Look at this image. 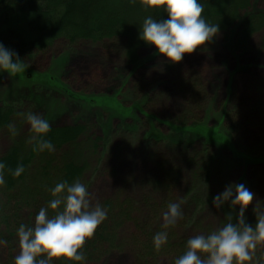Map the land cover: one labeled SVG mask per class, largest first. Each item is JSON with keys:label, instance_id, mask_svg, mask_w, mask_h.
Here are the masks:
<instances>
[{"label": "rangeland", "instance_id": "rangeland-1", "mask_svg": "<svg viewBox=\"0 0 264 264\" xmlns=\"http://www.w3.org/2000/svg\"><path fill=\"white\" fill-rule=\"evenodd\" d=\"M258 13H264V0H251L240 12L243 18ZM144 14L147 17L150 11ZM31 19L17 15L9 26L31 41ZM238 28L235 22L219 31L175 64L164 62L151 46L138 49L132 61L124 49L114 50L109 40L74 44L60 40L21 58L30 73L51 76L74 99L0 70V105L13 109L11 123L17 129L15 136L8 128L1 129L0 157L13 145L32 144L29 126L18 112H36L51 127L82 125L85 135L72 148L75 161L86 164L79 181L87 186L90 205L127 201L131 206L128 217L112 213L118 225L112 229L113 238L99 244L97 255L81 264H173L170 254L145 251L140 233L161 228L168 239L180 241L215 230L228 203L215 208L212 199L232 182L245 183L255 194L245 215L253 212L256 200L264 201V163L252 162L264 159V26L250 30L241 41ZM99 98L114 99L126 113L93 101ZM195 124L224 135L237 149L236 157L223 147L219 160L218 147L171 128ZM160 167L175 172L176 182L167 190L155 185L161 179ZM170 202L181 204L182 216L164 228L162 217ZM17 252V241L0 247V264H13ZM262 253L264 245H258L254 257Z\"/></svg>", "mask_w": 264, "mask_h": 264}, {"label": "trees", "instance_id": "trees-1", "mask_svg": "<svg viewBox=\"0 0 264 264\" xmlns=\"http://www.w3.org/2000/svg\"><path fill=\"white\" fill-rule=\"evenodd\" d=\"M250 1L200 0L204 5L202 15H205L204 18L210 23H218L219 31L228 30L235 22H238L239 41L247 38L250 30L264 26V13L248 15L245 18L241 16L240 12H245L248 9ZM148 11L156 19L167 18L165 13L149 6L146 0H0V43L14 50L21 59L31 52L50 49L60 40L69 44L78 41L101 43L109 40L114 43L112 44L114 50H116L115 48L124 49L127 57L133 61L138 49L150 47L138 38V27L140 24L142 25L143 19L146 18L144 13ZM17 15L32 17L28 24L29 32L34 34L31 41H26L9 26L11 19ZM11 75L33 86L59 89V92L66 97L74 99V95L61 83L57 84V81L51 76L32 74L27 68L24 73ZM23 75H26L25 78ZM93 101L98 104L105 102L109 106H113L121 115L127 111L114 99H105L104 101V98H99ZM12 110L0 105V131L7 128L11 122ZM171 128L179 135L190 136L204 141L206 145L218 147L220 149L217 156L219 160L223 156V151L221 152L223 147L227 148L234 156L237 154L234 145L216 129L196 124L190 127H182L183 129H177L174 126ZM85 130L86 128L82 125L51 127L46 138L52 141L54 150L60 151L57 153L53 152L54 150L43 152L34 150L32 144L27 146L28 148H24L22 143V145H13L5 155L0 157V161L5 165L2 170L5 183L0 185V238L7 240V244L0 246L1 248L9 247L17 241L16 229L21 223L32 224L40 207L45 206L48 200L52 198L50 189L57 182L72 183L81 178L86 169V164L75 161L76 155L72 147L77 145V142L74 141L78 140ZM91 147L92 149L95 147L93 143ZM243 159L249 160L247 156H244ZM252 162L264 163V159L260 158ZM189 163L198 168V162L194 159H190ZM18 164L24 166V172L21 176L15 177L12 175V170ZM160 168L161 179H158L155 185L162 190H167V188H171L172 181L176 182L175 172ZM208 175L206 172V179H208ZM209 199L211 200V198ZM192 201L198 202L195 199ZM101 206L106 208L107 217L96 228L94 234L89 237L90 240L84 242L81 249L85 255L83 262L89 261L97 255L99 244L107 242L110 237L113 238L112 231L118 225L115 224V219L111 217L112 213L117 211L122 217H128V212L131 210L127 201H112L103 203ZM229 211L235 215L238 209H231L230 205L226 204L222 210L224 218L221 226ZM245 217L249 224H255L254 212L245 215ZM158 231L165 230L158 228L153 233L141 232L138 240L142 242L141 245L143 244L145 251L170 254L174 261L183 253L187 239L171 241L167 238L166 244L157 249L152 243V237ZM258 258L261 259V264H264V253L255 255L254 261ZM62 261L63 258H53L50 264H62ZM83 262L73 261L69 264H81Z\"/></svg>", "mask_w": 264, "mask_h": 264}, {"label": "clouds", "instance_id": "clouds-1", "mask_svg": "<svg viewBox=\"0 0 264 264\" xmlns=\"http://www.w3.org/2000/svg\"><path fill=\"white\" fill-rule=\"evenodd\" d=\"M147 4L166 14V19H156L152 15L143 19L138 38L155 49V54L166 63H179L185 55L210 41L219 32L218 23H210L203 16L204 5L200 0H146ZM26 65L18 54L0 43V70L10 74L24 73ZM17 116L29 126L32 135L29 142L34 150L53 151L54 145L47 137L51 125L40 114L33 111L18 112ZM7 128L11 135L17 134L14 123ZM0 161V185L5 183ZM24 166L18 164L12 175L21 176ZM207 189V184L204 183ZM51 199L40 207L31 225L21 223L16 229L18 252L13 264H50L53 258H63L62 264L83 262L81 251L86 238L91 237L96 228L106 219L107 210L100 204L90 205L87 186L76 180L57 182L50 189ZM255 199V194L243 182H232L212 199L215 208L225 203L231 209L226 214L222 226L207 234H197L186 240L184 251L174 264H261L254 261L258 245H264V201L256 200L253 206L255 224H249L245 210ZM51 210V214H50ZM182 216L181 204L170 202L163 213V227L174 225ZM168 233L158 231L152 243L159 249L166 244ZM7 240L0 238V246Z\"/></svg>", "mask_w": 264, "mask_h": 264}]
</instances>
